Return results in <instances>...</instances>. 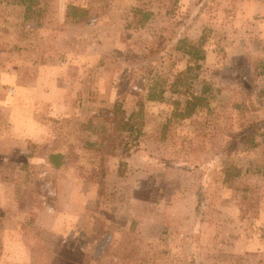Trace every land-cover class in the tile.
I'll use <instances>...</instances> for the list:
<instances>
[{"label": "rangeland", "instance_id": "1", "mask_svg": "<svg viewBox=\"0 0 264 264\" xmlns=\"http://www.w3.org/2000/svg\"><path fill=\"white\" fill-rule=\"evenodd\" d=\"M0 264H264V0H0Z\"/></svg>", "mask_w": 264, "mask_h": 264}, {"label": "trees", "instance_id": "2", "mask_svg": "<svg viewBox=\"0 0 264 264\" xmlns=\"http://www.w3.org/2000/svg\"><path fill=\"white\" fill-rule=\"evenodd\" d=\"M67 9L70 15L72 16L77 15L76 11L78 10V8H76L75 6H69ZM206 89L207 87L202 86L199 94H191L188 98L185 99L184 106L181 110V113H179L181 117H187L191 115L193 112L198 110V108L204 105L205 97L203 96V93ZM127 123H128L127 121L121 120L120 126L124 129ZM48 159L50 164L53 165L54 167L59 166L61 162V154L59 153L49 154Z\"/></svg>", "mask_w": 264, "mask_h": 264}, {"label": "crops", "instance_id": "3", "mask_svg": "<svg viewBox=\"0 0 264 264\" xmlns=\"http://www.w3.org/2000/svg\"><path fill=\"white\" fill-rule=\"evenodd\" d=\"M57 91L60 92V94L64 93V91L61 88H59V89L57 88ZM55 168H57V167H55Z\"/></svg>", "mask_w": 264, "mask_h": 264}]
</instances>
